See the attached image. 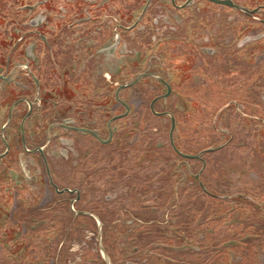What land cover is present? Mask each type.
Masks as SVG:
<instances>
[{
	"label": "flooded vegetation",
	"instance_id": "1",
	"mask_svg": "<svg viewBox=\"0 0 264 264\" xmlns=\"http://www.w3.org/2000/svg\"><path fill=\"white\" fill-rule=\"evenodd\" d=\"M205 4L264 23L262 0H0V264H78L70 247L87 230L97 259L79 264H264L260 188L217 174L207 159L220 147L181 132L186 90L213 85L186 62L217 47L189 25ZM248 31L227 64L261 76L264 36ZM263 79L244 98L229 91L216 117L237 111L259 141L264 118L245 111ZM140 89L153 96L136 106Z\"/></svg>",
	"mask_w": 264,
	"mask_h": 264
},
{
	"label": "rangeland",
	"instance_id": "2",
	"mask_svg": "<svg viewBox=\"0 0 264 264\" xmlns=\"http://www.w3.org/2000/svg\"><path fill=\"white\" fill-rule=\"evenodd\" d=\"M240 5H246L252 7L256 0H237ZM264 1V0H262ZM192 6L188 11L191 14L192 23L189 25L192 28H196L202 31L204 34L210 32L213 36L215 47L212 53L207 54L205 52H198V56L186 58V62L191 64L190 66L200 65L203 63L207 65V72L210 79H212V86L210 89H198L196 90H186L192 96L189 98V103L187 107L182 106L184 113L182 114L181 122V132L183 136H188V143L192 145V138L196 136L197 148L200 150L205 147L215 146L220 147L219 150L214 151L208 157V162L214 171L224 174V178L231 179L238 188L248 189L250 187L258 186V194L264 200V132L261 134L259 141L258 136H253V131H255L254 126L243 125L241 118L238 117V113L228 112L226 116L216 119L218 110L221 104L229 99L226 94L230 91L232 96H239L244 98V89L248 88L249 85L258 82L261 77L264 78V71L261 76L259 74H254L253 68L245 66L242 59L233 60L232 63L236 64L238 69H234L233 65H228L227 60L231 54H235L238 47L235 45V39L240 36L244 31H248L247 36L251 40L260 38L264 36V23L256 26L245 28L246 23H251V18H245L241 14L236 12H230L227 10H220L210 4L202 5L201 12ZM182 20H185L187 16H180ZM264 20V14L259 16ZM208 18L209 22L207 26H200L198 24V19ZM250 19V20H249ZM254 21V20H253ZM183 30L185 28L184 24L180 26ZM253 28V29H251ZM176 36V37H175ZM179 36H184L183 31L171 38L176 45L180 44L182 46H176L175 48H181L184 46L183 42L179 39ZM175 37V38H174ZM230 41L234 43H230ZM212 43V44H214ZM189 45L195 44V41L190 39ZM235 51V52H234ZM240 52V51H239ZM236 52L238 54H242ZM235 54L233 56H238ZM234 59V57L232 58ZM253 61L258 63L260 60H264V54L261 56L253 57ZM178 61V59H176ZM240 61V62H239ZM251 61V63H253ZM264 81V79H263ZM200 86L202 81L198 78L190 83ZM233 90V91H231ZM261 90V89H260ZM103 94L106 89H103ZM254 97L251 100L260 102L257 108L252 106H247L245 112L253 115L252 112L255 111L264 118V86L261 92L253 90ZM153 96V93L146 90H135L133 92V99L136 106L142 105L149 101ZM180 100L184 99L185 95H177ZM197 100H196V98ZM250 96H248L249 98ZM258 98V100H257ZM174 99V98H173ZM232 114V115H230ZM153 122V120H151ZM215 122V129H214ZM220 129H227L231 134L235 136L233 142L228 141V136L222 135L224 132ZM143 134V133H142ZM141 135V134H140ZM143 141H147L146 138L140 137L138 143L135 147V152L142 150L144 145ZM244 141L246 145L244 146ZM152 154V153H151ZM63 158L60 156L55 159V163L58 166H64ZM60 172L61 170H57ZM257 191V190H256ZM254 205L258 206L257 202ZM259 207V206H258ZM96 244L97 239L90 230L82 231L77 238L73 240L71 247V260L77 261L79 264L80 260L84 258L87 259H97L96 255Z\"/></svg>",
	"mask_w": 264,
	"mask_h": 264
}]
</instances>
